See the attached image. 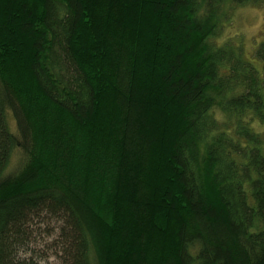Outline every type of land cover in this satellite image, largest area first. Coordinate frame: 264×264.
<instances>
[{"label": "trees", "instance_id": "trees-1", "mask_svg": "<svg viewBox=\"0 0 264 264\" xmlns=\"http://www.w3.org/2000/svg\"><path fill=\"white\" fill-rule=\"evenodd\" d=\"M247 4L0 0V264L50 218L64 264H264V38L222 40Z\"/></svg>", "mask_w": 264, "mask_h": 264}, {"label": "rangeland", "instance_id": "rangeland-1", "mask_svg": "<svg viewBox=\"0 0 264 264\" xmlns=\"http://www.w3.org/2000/svg\"><path fill=\"white\" fill-rule=\"evenodd\" d=\"M232 17L233 20L225 27L222 40L232 36L236 44L243 42L249 54L264 38V4L241 5L235 9ZM35 228L33 242L25 253L37 259L38 264H64L61 245L58 244L59 222L50 218V221L40 223Z\"/></svg>", "mask_w": 264, "mask_h": 264}]
</instances>
